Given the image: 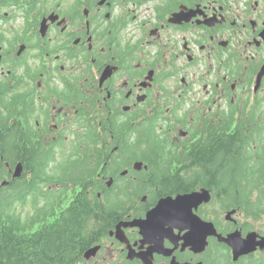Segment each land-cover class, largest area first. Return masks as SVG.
<instances>
[{
  "label": "flooded vegetation",
  "instance_id": "flooded-vegetation-1",
  "mask_svg": "<svg viewBox=\"0 0 264 264\" xmlns=\"http://www.w3.org/2000/svg\"><path fill=\"white\" fill-rule=\"evenodd\" d=\"M263 105L264 0H0V196L35 219L31 233L67 192L115 205L80 264H264L260 247L233 262L217 235L198 247L209 233L186 236L188 209L133 226L164 197L205 190L200 220L223 237L255 230L239 207L226 217L216 184L228 138L264 181Z\"/></svg>",
  "mask_w": 264,
  "mask_h": 264
},
{
  "label": "trees",
  "instance_id": "trees-1",
  "mask_svg": "<svg viewBox=\"0 0 264 264\" xmlns=\"http://www.w3.org/2000/svg\"><path fill=\"white\" fill-rule=\"evenodd\" d=\"M225 147L226 183L216 184L226 195L225 208L240 205L246 214L260 217L264 214L262 194L256 201L250 198L253 191L260 192L261 188L264 191L258 164L249 165L230 138L225 141ZM106 193L111 194L108 190ZM114 206L96 197L90 199L82 191L64 205L49 204L48 216L52 217V223L48 228L42 226L31 233L29 221H22L11 212L10 191L3 192L0 196V264H78L83 260V251L95 242L93 232L109 227L105 216L110 215ZM42 210L41 207L39 211Z\"/></svg>",
  "mask_w": 264,
  "mask_h": 264
},
{
  "label": "water",
  "instance_id": "water-1",
  "mask_svg": "<svg viewBox=\"0 0 264 264\" xmlns=\"http://www.w3.org/2000/svg\"><path fill=\"white\" fill-rule=\"evenodd\" d=\"M196 193L188 194V195H180L177 196L174 199V208L178 205L181 204H197L199 202L198 198L194 200ZM171 206H172V199L171 198H166L164 200H161L153 209L147 212L145 219H137L135 222V225L140 228L141 231L147 230V227L151 229L148 225L154 224L155 219L159 212H161V209L164 215L168 214V208H169V213H171ZM232 212L228 213L230 215ZM167 220H171V217L165 216L164 217ZM208 223L204 222H194L190 223V232L186 233L188 237L192 238H197V234L199 233H209V234H216V230L213 227L212 224L211 228H208ZM238 232H233L232 234H229L225 238H221L222 241L226 242L232 249V256L233 260H237L239 256L248 254L252 251H255L257 246H260L261 249H264V239L263 241H256V235L254 233L256 232H251L250 234L247 235L245 239L238 240L237 234ZM202 237V236H201ZM205 239L206 236L202 237V240H200V243L202 242V246L205 244ZM98 247L91 248L85 252V257H90L91 255H94Z\"/></svg>",
  "mask_w": 264,
  "mask_h": 264
},
{
  "label": "rangeland",
  "instance_id": "rangeland-1",
  "mask_svg": "<svg viewBox=\"0 0 264 264\" xmlns=\"http://www.w3.org/2000/svg\"><path fill=\"white\" fill-rule=\"evenodd\" d=\"M249 101H251V99H249ZM261 112H260V115H264V105H263V107H262V110H260ZM258 121L259 122H262V121H260L259 120V118H258ZM263 121H264V118H263ZM263 126H264V124H263ZM228 134H235V130H234V128H231L230 130H228ZM256 139H258V138H256ZM233 162V161H232ZM234 163V162H233ZM186 194H192V193H186ZM199 194H200V191H199ZM254 195V194H253ZM174 199H175V197H174ZM217 201H214L213 203H212V205L213 204H215ZM116 205H117V203H116ZM131 207H134V205L133 204H131L130 205ZM117 207H118V205H117ZM117 209V208H116ZM210 209L211 208H209V211H210ZM213 211H215V212H213ZM11 212H13L12 211V205H11ZM131 213H133V212H131ZM38 214H42V211H38ZM211 216H214V217H216V218H221L222 217V209L221 208H218V207H212V213L210 214ZM241 218H243L242 216H240ZM52 218V217H51ZM235 218H237V217H235ZM28 221L30 222V221H33V220H35L32 216H29L28 218ZM245 219V218H244ZM247 221H250V223H251V226L252 227H255V229L256 230H258V231H264V215L262 216V217H259V218H257V219H253V220H248V219H246ZM35 230V229H34ZM213 257V256H212ZM94 262H97V261H90L89 263H87V264H94ZM78 264H80V263H78Z\"/></svg>",
  "mask_w": 264,
  "mask_h": 264
}]
</instances>
